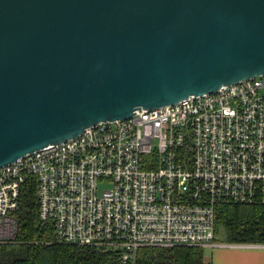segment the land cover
Segmentation results:
<instances>
[{"label": "water", "instance_id": "obj_1", "mask_svg": "<svg viewBox=\"0 0 264 264\" xmlns=\"http://www.w3.org/2000/svg\"><path fill=\"white\" fill-rule=\"evenodd\" d=\"M264 76V0H0V168Z\"/></svg>", "mask_w": 264, "mask_h": 264}, {"label": "built area", "instance_id": "obj_2", "mask_svg": "<svg viewBox=\"0 0 264 264\" xmlns=\"http://www.w3.org/2000/svg\"><path fill=\"white\" fill-rule=\"evenodd\" d=\"M57 244L136 264L145 248L219 244L218 205H264V76L99 123L0 168V246L14 244L26 181Z\"/></svg>", "mask_w": 264, "mask_h": 264}, {"label": "trees", "instance_id": "obj_3", "mask_svg": "<svg viewBox=\"0 0 264 264\" xmlns=\"http://www.w3.org/2000/svg\"><path fill=\"white\" fill-rule=\"evenodd\" d=\"M18 231L14 244L0 246V264H117L113 253L90 247L57 244L51 225L38 217L34 182L26 181L15 211ZM214 233L225 244H264V205H218ZM136 264H209L201 248H145Z\"/></svg>", "mask_w": 264, "mask_h": 264}, {"label": "crops", "instance_id": "obj_4", "mask_svg": "<svg viewBox=\"0 0 264 264\" xmlns=\"http://www.w3.org/2000/svg\"><path fill=\"white\" fill-rule=\"evenodd\" d=\"M202 250L203 260L209 264H264V249L225 245Z\"/></svg>", "mask_w": 264, "mask_h": 264}, {"label": "rangeland", "instance_id": "obj_5", "mask_svg": "<svg viewBox=\"0 0 264 264\" xmlns=\"http://www.w3.org/2000/svg\"><path fill=\"white\" fill-rule=\"evenodd\" d=\"M216 243H219V244H222L224 243V240H223V232L222 230L219 231L217 237H216Z\"/></svg>", "mask_w": 264, "mask_h": 264}]
</instances>
